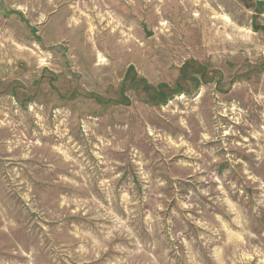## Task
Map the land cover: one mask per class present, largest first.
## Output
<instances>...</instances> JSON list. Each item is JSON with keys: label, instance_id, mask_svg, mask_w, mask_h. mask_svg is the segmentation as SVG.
<instances>
[{"label": "rangeland", "instance_id": "rangeland-1", "mask_svg": "<svg viewBox=\"0 0 264 264\" xmlns=\"http://www.w3.org/2000/svg\"><path fill=\"white\" fill-rule=\"evenodd\" d=\"M0 264H264V0H0Z\"/></svg>", "mask_w": 264, "mask_h": 264}]
</instances>
